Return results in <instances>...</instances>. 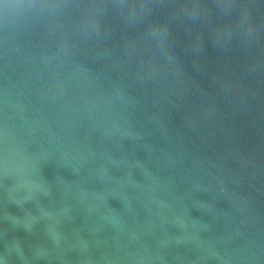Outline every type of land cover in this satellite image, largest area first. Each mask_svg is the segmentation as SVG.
<instances>
[{
	"label": "water",
	"instance_id": "1",
	"mask_svg": "<svg viewBox=\"0 0 264 264\" xmlns=\"http://www.w3.org/2000/svg\"><path fill=\"white\" fill-rule=\"evenodd\" d=\"M0 264H264V0H0Z\"/></svg>",
	"mask_w": 264,
	"mask_h": 264
}]
</instances>
